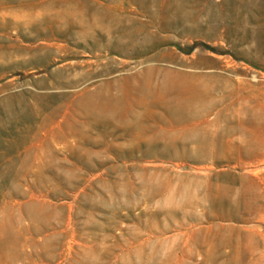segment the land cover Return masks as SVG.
Segmentation results:
<instances>
[{
	"label": "rangeland",
	"instance_id": "374dc122",
	"mask_svg": "<svg viewBox=\"0 0 264 264\" xmlns=\"http://www.w3.org/2000/svg\"><path fill=\"white\" fill-rule=\"evenodd\" d=\"M0 264H264V0H0Z\"/></svg>",
	"mask_w": 264,
	"mask_h": 264
},
{
	"label": "trees",
	"instance_id": "16d2710c",
	"mask_svg": "<svg viewBox=\"0 0 264 264\" xmlns=\"http://www.w3.org/2000/svg\"><path fill=\"white\" fill-rule=\"evenodd\" d=\"M208 47H210V46H208ZM212 49H214V48H212Z\"/></svg>",
	"mask_w": 264,
	"mask_h": 264
}]
</instances>
